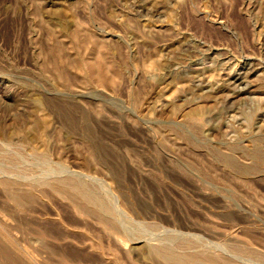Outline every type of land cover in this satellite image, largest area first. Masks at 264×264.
<instances>
[{"label":"rangeland","instance_id":"374dc122","mask_svg":"<svg viewBox=\"0 0 264 264\" xmlns=\"http://www.w3.org/2000/svg\"><path fill=\"white\" fill-rule=\"evenodd\" d=\"M0 246L264 264V0H0Z\"/></svg>","mask_w":264,"mask_h":264},{"label":"bare ground","instance_id":"6f19581e","mask_svg":"<svg viewBox=\"0 0 264 264\" xmlns=\"http://www.w3.org/2000/svg\"><path fill=\"white\" fill-rule=\"evenodd\" d=\"M1 248H0V260H3V262L4 263H7V264H18V262H17V260L15 261L14 259V257L12 258V254H11V257L10 256H8V254L10 253V251H9V253L6 255L5 254V252H7V250L5 251V250H3V247L2 246H0ZM3 251H5V252H3ZM162 256H163V254H162ZM164 257L166 258V259H169L170 260V262H171V264H182L183 263V261H182V259H179V258H169V256L166 254V256L164 255ZM164 258V259H165ZM16 259H18V258H16ZM20 262V261H19ZM187 262H189V263H191V264H200L201 262H199L198 260H196V259H188V261ZM20 264V263H19Z\"/></svg>","mask_w":264,"mask_h":264}]
</instances>
